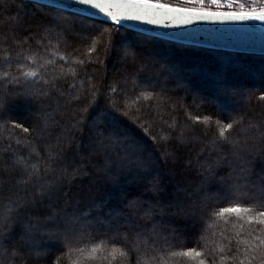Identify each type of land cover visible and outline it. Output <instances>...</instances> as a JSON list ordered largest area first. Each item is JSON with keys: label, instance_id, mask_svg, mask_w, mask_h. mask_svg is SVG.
Here are the masks:
<instances>
[{"label": "trees", "instance_id": "trees-1", "mask_svg": "<svg viewBox=\"0 0 264 264\" xmlns=\"http://www.w3.org/2000/svg\"><path fill=\"white\" fill-rule=\"evenodd\" d=\"M128 43L140 53L135 64ZM38 66L36 78L16 82ZM262 71L264 55L178 43L28 0H0V94L21 86L48 93L43 117L16 100L7 122L0 121V214L41 225L53 214L93 219L71 246L42 233L46 256L14 228L0 241V264H264V217L215 211L233 206L227 192L233 185L241 206L264 211L255 204L264 199ZM97 105L127 112V130L163 177L161 202L175 186L196 191V224L175 217L174 209L162 211V203L141 190L147 179L105 178L106 155L87 120H80ZM227 123H233L225 133L231 143L219 138ZM48 192L51 198L40 195ZM133 197L139 198L125 207ZM192 248L201 256L183 255Z\"/></svg>", "mask_w": 264, "mask_h": 264}, {"label": "snow or ice", "instance_id": "snow-or-ice-1", "mask_svg": "<svg viewBox=\"0 0 264 264\" xmlns=\"http://www.w3.org/2000/svg\"><path fill=\"white\" fill-rule=\"evenodd\" d=\"M61 7L67 10L68 15H75L85 21L96 13L103 14L117 29L123 27L126 31L134 30L137 23L162 28H186L197 22L259 23L264 26V0H252V3L247 5L241 0H180V3L177 4L166 3L164 0H67V3L62 4ZM224 8L236 10L222 11L221 9ZM49 24L60 26L56 21H49ZM127 48L130 61L134 64L139 62L141 57L135 43H128ZM26 59L30 60L33 65L37 64L34 55L27 56ZM38 74L39 66L24 71V80L21 81L16 78V82L26 84L29 80L36 78ZM261 76L264 78V71L261 72ZM215 85L221 93L226 94L229 91L222 78H217ZM47 95V92L32 91L23 86L18 87L13 93L0 94V121L7 122L11 115L10 105L16 100L33 106L37 116L43 117L44 98ZM84 111L87 112L88 109L85 108ZM122 117H127V112H120L119 106L101 107L97 105L91 116L80 118L81 121L87 120L97 150L106 155L105 178L114 181L118 180L121 175H130L137 182L147 179V185H141V190L151 192L156 197L157 202L162 203V211L164 207L174 209V215L177 218L190 219L195 223L196 208L199 206L196 200V191L177 188L169 193L166 201L161 202L160 193L165 190L163 177L155 171L156 164L151 155L148 154L147 147L129 133ZM16 127L22 126L17 124ZM232 128L233 123H227L220 127L219 138L221 141L231 143L225 133ZM23 131L28 132L29 129L23 128ZM108 153H114V157L107 155ZM211 178V176L205 177L201 183H207ZM197 187L199 188V185ZM261 191L264 194V187ZM227 192L231 197L233 206L215 210L217 215L235 213L241 219H251V215L264 217V211L257 212L254 207L241 206L234 185L229 186ZM40 195L51 198L50 192ZM138 198L129 199L125 207L130 208ZM255 204L259 208H264V199L256 200ZM46 219L51 223L41 225L31 222L30 219L0 214V221H7L3 224L5 231H0V241L8 238V232L18 228L21 231V239L29 240L40 256H46L47 251L43 249L39 239L42 233L48 240L71 246L74 239L84 234L85 226L91 225L93 222L87 213L72 214L70 220L63 217L58 219L55 214ZM100 223L104 222L100 221ZM260 223H264V220H261ZM120 254L125 255L124 252ZM183 255L198 257L201 256V253L192 248L184 252ZM200 264H204V261L201 260Z\"/></svg>", "mask_w": 264, "mask_h": 264}, {"label": "water", "instance_id": "water-1", "mask_svg": "<svg viewBox=\"0 0 264 264\" xmlns=\"http://www.w3.org/2000/svg\"><path fill=\"white\" fill-rule=\"evenodd\" d=\"M67 11L61 7L67 0H28ZM91 18L112 22L103 14ZM133 31L178 43L236 53L264 55V26L259 23H209L197 22L186 28H162L137 23Z\"/></svg>", "mask_w": 264, "mask_h": 264}, {"label": "rangeland", "instance_id": "rangeland-1", "mask_svg": "<svg viewBox=\"0 0 264 264\" xmlns=\"http://www.w3.org/2000/svg\"><path fill=\"white\" fill-rule=\"evenodd\" d=\"M164 2H166V3H171V4H177V3H180V0H164ZM241 2H243V3H245L246 5L247 4H251L252 3V0H241ZM213 10H215V9H213ZM222 11H230V10H236V9H227V8H224V9H221ZM114 62H116V63H118V61H114ZM119 82H121V83H124V81H122V79L121 80H119ZM125 84V83H124ZM177 88H179V87H177ZM165 90V89H164ZM167 90H169V89H166V91ZM185 92L187 93V91L185 90ZM187 94H190V93H187ZM189 96H192V95H189ZM25 115V117L27 118V116H28V114L27 113H24ZM182 148H184L183 146H181ZM181 148V149H182ZM181 151L179 150V149H176V154H178V153H180ZM165 156H169V154H165ZM172 158V164H174V165H177V159H178V156H174V155H172L171 156ZM190 164H192V163H189L188 162V160H187V163L185 164V166L187 167V165H188V167L187 168H189L190 167ZM190 169V168H189ZM174 189H177V186H175L174 187ZM175 216V215H174ZM176 217V216H175ZM194 224H196V223H194ZM106 229H107V227H106ZM19 239V238H18ZM189 238H186L185 240H188ZM15 240H16V238H15ZM20 242H21V240H20Z\"/></svg>", "mask_w": 264, "mask_h": 264}]
</instances>
